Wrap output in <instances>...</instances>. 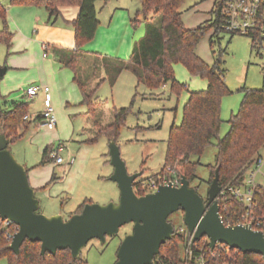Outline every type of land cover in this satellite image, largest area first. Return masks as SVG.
Listing matches in <instances>:
<instances>
[{"label":"rangeland","instance_id":"1","mask_svg":"<svg viewBox=\"0 0 264 264\" xmlns=\"http://www.w3.org/2000/svg\"><path fill=\"white\" fill-rule=\"evenodd\" d=\"M6 3L3 4L8 6ZM214 3L215 0H184L180 12L186 28L196 29L202 25L213 24ZM96 8L104 26L110 19V13H114L116 9H125L126 14H129L127 24L122 30L117 28L113 39L118 34L122 38L127 36L135 43L145 35L144 16L138 15L141 10L139 0H111L107 5L97 2ZM137 18L139 22L134 23ZM114 23L121 24L117 21ZM42 54L41 52V62ZM197 54L209 66H213L217 59H221L223 69L226 71L225 81L232 95L225 97L222 102L221 138H223L230 130L229 119L240 109L244 97L242 89L264 91V41L253 48L252 39L247 35L232 36L229 33H222L215 37V30L212 28L198 45ZM8 58L7 47L0 43V59H3V64ZM49 59L53 63L55 58L49 54ZM78 68L81 80L88 85L89 90L100 83L96 93L98 104L95 111L89 113L88 108L81 104L83 97L73 81L72 70L58 68L56 82L53 80V74L47 80H42V84H48L52 90L57 128L49 130L40 120L33 123L21 138L9 145L16 161L28 171L30 184L40 202L39 213L47 217L62 215L67 219L69 212L75 210L86 195L94 196L97 201H106L103 193L112 195L109 186L118 188L108 180L99 181L94 178L96 174L107 176L112 170L109 155L110 139L100 135V128H106L114 123L116 109H130L116 140L121 158L130 175L143 173L137 182L148 184L165 167L170 131L174 124L180 125L182 122L183 107L189 92L207 87L206 80L191 77L183 65L175 67L176 79L187 86V89L179 94L171 90L170 83L152 91L146 85L138 84L130 71H124L112 85L101 60L90 55L79 63ZM17 74V71H11L0 80V96L7 97L10 101L22 95L24 90V88L17 90L15 86L14 79ZM104 79L107 80L103 81ZM42 102L41 96L31 100L29 115L40 114L43 111ZM0 107L3 108L4 104L1 103ZM95 138H98L95 144H87V141ZM214 143L216 144V141ZM60 145L64 146V152L60 155L65 163L56 165L54 160H51L43 164L44 150L57 149ZM216 155L217 148L212 146L201 158H194L195 161H200L201 165L191 187L203 198L208 195L209 181L212 179L209 166L214 165ZM70 158L73 160L72 163ZM71 168H74L71 170L72 173L69 172ZM64 177L69 178L65 183L62 182ZM111 197L113 201L106 204L94 203L99 205L117 203L120 199L119 189H115V194ZM183 217V213L178 212L169 218L178 231H188ZM131 232L132 226L127 225L121 228L118 236L108 238L106 244L92 240L83 249L81 258L87 264H116L120 245ZM0 264H7V260L2 259Z\"/></svg>","mask_w":264,"mask_h":264},{"label":"trees","instance_id":"2","mask_svg":"<svg viewBox=\"0 0 264 264\" xmlns=\"http://www.w3.org/2000/svg\"><path fill=\"white\" fill-rule=\"evenodd\" d=\"M111 0H11L10 6L17 7H44L50 20L56 21L64 6H78L80 13L73 21L76 33L75 50L60 49L57 54L59 63L63 68L71 69L74 73V82L77 84L82 97V105L93 113L98 104L97 91L100 83L94 89H88V85L81 80L79 75V63L85 60L89 54L83 52V48L93 41L99 28L97 17V2L107 4ZM141 10L138 15L144 16L145 35L133 45L132 54L127 61L108 56L95 55L101 60L105 72L112 85L124 71L134 74L138 84L146 85L154 91L161 86L171 84V90L177 94L187 89L175 76V66L183 65L191 77L201 78L207 81L208 87L204 91L189 92V98L183 107V118L180 125L174 124L170 131L167 145L165 167L155 176L167 174L170 168L179 178L185 177L190 185L197 177L201 158L206 151L215 146L217 155L211 170L212 183L215 171L220 169V186L228 182L238 184L244 176L246 166L259 154L264 147V91L244 88L243 101L240 109L229 119V132L221 138L223 125L222 102L232 95L225 81L223 62L217 59L213 66L206 64L197 54V48L203 37L210 29L215 30V37L226 33L223 27V1L214 3V21L211 25H202L196 29H187L182 20L180 9L184 0H139ZM138 18L134 23H138ZM0 43L11 49L13 34L9 31L8 9L0 3ZM234 36V34L232 35ZM253 48L263 40L258 34L249 35ZM104 79L103 81H106ZM130 109L115 110V121L106 128H100V135L108 139H115L119 135L121 126L124 125ZM29 114V102L20 101L13 104L9 110L0 108V135L4 134L9 143H13L22 137L29 124L25 117ZM98 138L88 141L95 144ZM216 141V144L214 143ZM52 148H47L43 154V164L50 162ZM152 179V180H153ZM134 190L139 197L147 192L142 187V182L134 184ZM86 204L85 201L77 210L80 214ZM170 222V221H169ZM172 223V222H171ZM173 224V223H172ZM191 235L188 231H178L171 241H167L160 249V254L155 258L166 259L170 264H185L184 252ZM6 232L0 219V261L7 260V264H87L81 256L73 259L71 252L59 251L55 256L41 255V244L26 240L21 247L20 254L16 255L9 249ZM194 255L199 256L201 250L219 256V262L224 260L226 252L235 256V264H264V258L259 255L242 253L237 250L215 247L211 249L209 240L205 237L193 246Z\"/></svg>","mask_w":264,"mask_h":264},{"label":"water","instance_id":"3","mask_svg":"<svg viewBox=\"0 0 264 264\" xmlns=\"http://www.w3.org/2000/svg\"><path fill=\"white\" fill-rule=\"evenodd\" d=\"M9 144L7 137L0 135V219L19 228L9 245L16 255L29 240L41 244L42 256H55L59 251L69 250L72 258L78 259L92 240L106 244L108 238L120 234L121 228L131 225L132 232L122 241L116 264H155L161 247L175 234L169 218L182 212L193 243L206 237L212 250L223 244L264 258L263 233L249 226L226 227L222 223L217 200L221 191L219 168L208 190L207 201L185 177L181 178L179 188L164 185L154 193L139 197L134 184L143 173H128L116 140L110 139L113 174L109 180L119 189V201L107 205L86 204L80 214L66 220L62 215L47 217L39 213L40 202L30 184L28 171L16 161Z\"/></svg>","mask_w":264,"mask_h":264},{"label":"crops","instance_id":"4","mask_svg":"<svg viewBox=\"0 0 264 264\" xmlns=\"http://www.w3.org/2000/svg\"><path fill=\"white\" fill-rule=\"evenodd\" d=\"M3 1L7 2L6 4L8 5L5 6L8 9L9 31L13 34V40H12L11 49L8 51L9 58L7 62L3 64V59H0V80H3L9 74V72L17 71L18 73L17 77L14 79V81L16 82L15 86L17 90H19V88L20 90L21 88H24L22 95L16 96L15 100L12 101L8 100L7 97L0 96V104L1 103L4 104V107L3 108L0 107V108L2 110H9L16 102H20V101L31 102V100H34V99H29L27 97L26 93L28 88L32 86H37V87L49 86L48 84L43 85L42 80H47V78H49L51 74H53V80L56 82V75H57L56 69L58 68L60 70L65 69L59 63V57L57 54L58 50L60 49L75 50L76 48V33L71 23L78 18L80 13V8L78 6L61 7L59 9L60 12L59 18L53 22V19L50 20L49 13L44 7H23V6L11 7L9 5L11 0H0V3L3 4L4 3ZM109 3L110 2H108L107 4ZM128 15L129 14H126L125 9H116L114 13H110V19L107 25H105L106 27L103 25L102 21L100 20V15L99 16L97 15L100 25L96 33V37L93 41L88 43L83 48V52L89 54L92 57H96L95 55H100L103 57V56H107L105 54H109L113 56V57L108 56L111 58H115L123 61L129 60L134 45L132 39L128 38L127 36H125V38L119 37L118 34L113 39V36L116 35L115 31H117V28L118 30L119 29L122 30V27L127 24ZM115 21H117V23L121 22V24L120 25L117 24L115 25V23L113 24V22ZM189 28L192 29V27ZM0 29H1V25H0ZM44 45L48 46L47 57H44L45 54L43 49ZM41 52L43 53L42 54L43 62H41ZM49 54L53 55L55 58L53 63L49 59ZM73 81H74V73H73ZM207 87H208V83H207ZM207 87L205 89L202 88L198 91H193V92L204 91L207 89ZM51 94H52V90H51ZM39 96H41L42 100H44L43 92H40L37 97ZM52 99H54L53 94H52ZM41 113L35 116L28 114L29 126L27 131L31 128L33 123L40 122ZM70 159L72 160V158ZM72 169L74 168H71L69 172H71ZM112 174H113V167L109 175L99 176L98 174H96V177L94 178L99 179V181L108 180L110 183H113L109 180ZM68 177H64L62 179L63 180L62 182L64 183L67 182L69 179ZM113 185L116 184L114 183ZM109 187L112 190V195L115 194V189L118 188H116V186H109ZM103 195L106 201H99V200L97 201L94 199L95 198L94 196L86 195L84 201L75 210L73 209L72 211L69 212L67 219H69L72 215L76 214L78 208L85 201H91L92 204L94 202L100 204H106L111 200L113 201L112 199L113 197H111L112 195L110 196V193L109 194L103 193ZM119 196H120V192H119Z\"/></svg>","mask_w":264,"mask_h":264},{"label":"built area","instance_id":"5","mask_svg":"<svg viewBox=\"0 0 264 264\" xmlns=\"http://www.w3.org/2000/svg\"><path fill=\"white\" fill-rule=\"evenodd\" d=\"M217 0H215L216 2ZM224 30L230 35H253L258 34L264 41V0H222ZM44 57H47L48 46L44 45ZM40 92L44 94L43 111L41 113L42 125L54 130L57 128V118L53 108V99L49 86H32L27 90V97L35 99ZM29 116L25 117V121ZM64 146L60 145L53 149L50 157L56 165H63L64 160L61 153ZM73 160L71 161V163ZM66 167V166H65ZM171 184L173 187L181 186V178L169 168L167 174L151 180L148 184L142 182V187L148 193H154L160 186ZM220 219L226 227L249 226L255 232L264 234V147L253 161L246 166L243 179L235 184L226 183L221 187L218 196ZM3 229L6 232L7 241L11 244L19 228L9 221H2ZM183 233L184 230H181ZM193 237L191 236L184 252L185 264H235V256L226 252L224 260L220 263L217 255L208 256V252L201 250L199 256L194 255ZM210 244V242H209ZM226 245L218 244L221 249ZM228 247V246H227ZM229 248V247H228ZM230 249V248H229ZM156 264H170L166 259L160 258Z\"/></svg>","mask_w":264,"mask_h":264},{"label":"flooded vegetation","instance_id":"6","mask_svg":"<svg viewBox=\"0 0 264 264\" xmlns=\"http://www.w3.org/2000/svg\"><path fill=\"white\" fill-rule=\"evenodd\" d=\"M211 185V184H210ZM210 188V187H209ZM209 190V189H208ZM147 194V193H146ZM204 200L207 201L208 200V195L206 197H204Z\"/></svg>","mask_w":264,"mask_h":264}]
</instances>
